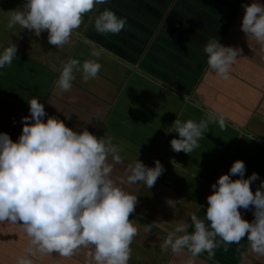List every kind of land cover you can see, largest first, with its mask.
Masks as SVG:
<instances>
[{
    "label": "crops",
    "instance_id": "0c3cea01",
    "mask_svg": "<svg viewBox=\"0 0 264 264\" xmlns=\"http://www.w3.org/2000/svg\"><path fill=\"white\" fill-rule=\"evenodd\" d=\"M247 3L251 0H111L97 7L111 8L125 20L119 34L96 32L93 11L68 44L55 47L46 31L37 37L19 25L9 28V12L22 7L23 0H0V50L13 44L18 49L11 66L0 69V132L18 139L22 117L29 114L27 101L35 96L48 115L69 127H87L123 145L114 179L123 180L127 164L136 158L148 166L158 159L164 167L151 189L142 183L122 185L138 196L130 215L138 235L129 264H264L246 239L225 245L217 237L212 257L160 250L177 224L187 223L191 232L190 217L204 218L211 185L236 159L244 161L246 177L256 172L264 178V48L241 31L242 4ZM213 37L242 49L228 79L211 70L202 53ZM93 47L102 49L99 57L91 55ZM70 58L96 59L102 67L86 83L76 73L71 90L60 92L55 82ZM209 111L224 113L225 128L210 123L190 154L173 151L170 141L178 138L173 121L199 122ZM241 213L253 219L251 208ZM30 239L23 224L0 222V264H18ZM86 251L71 257L37 253L31 259L33 264H86Z\"/></svg>",
    "mask_w": 264,
    "mask_h": 264
},
{
    "label": "clouds",
    "instance_id": "9594fccd",
    "mask_svg": "<svg viewBox=\"0 0 264 264\" xmlns=\"http://www.w3.org/2000/svg\"><path fill=\"white\" fill-rule=\"evenodd\" d=\"M110 3L23 0L22 7L10 10L8 27L19 25L37 37L46 31L48 43L62 47L70 42L83 17L95 11L92 19L96 32L119 34L125 20L111 8L97 7ZM242 7L241 31L264 48V0H251ZM201 49L208 67L224 79L242 55L241 48L225 46L215 37ZM17 51L16 44L0 50V69L11 66L18 58ZM101 54L102 49L93 47V57ZM101 67L96 59L81 62L70 58L59 69L55 87L68 92L76 73L86 83L98 76ZM27 102L29 114L22 117L18 139L0 132V222L23 224L31 238L18 264H33L31 257L37 253L71 257L81 249L87 250L86 264H129L131 244L138 235L130 215L138 196L122 185L142 183L151 189L164 172L162 163L157 159L154 166H148L136 158L127 164L125 178L118 181L113 173L123 160L122 144L114 143L111 136H98L87 127H69L58 116L48 115L38 97ZM207 117L199 122L176 118L172 126L178 138L170 141L172 150L190 154L209 131L210 123H218L223 129L228 122L219 111H209ZM245 171L244 161L236 159L229 171L211 185L204 218L195 214L190 217L191 232L187 223L177 224L161 243V252L170 249L174 254L187 252L191 257L207 252L212 257L219 237L225 245L246 239L251 252L264 257V178L256 172L246 177ZM257 181L253 191L251 186ZM167 203L176 208L172 200ZM250 208L251 221L241 213V209Z\"/></svg>",
    "mask_w": 264,
    "mask_h": 264
}]
</instances>
